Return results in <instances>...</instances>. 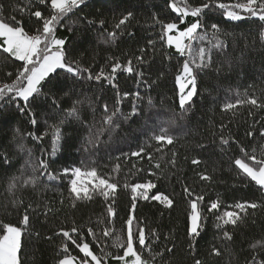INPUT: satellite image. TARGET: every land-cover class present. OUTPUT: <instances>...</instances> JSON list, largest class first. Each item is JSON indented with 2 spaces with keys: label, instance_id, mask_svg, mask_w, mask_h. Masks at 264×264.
I'll return each mask as SVG.
<instances>
[{
  "label": "trees",
  "instance_id": "16d2710c",
  "mask_svg": "<svg viewBox=\"0 0 264 264\" xmlns=\"http://www.w3.org/2000/svg\"><path fill=\"white\" fill-rule=\"evenodd\" d=\"M179 2L183 6L184 0ZM186 2L196 7L210 0ZM171 3L172 0L85 1L63 18L55 31L57 38L66 41L67 60L89 69L93 77L102 69L110 73L116 60L122 66L131 60L134 71L118 70L110 84L107 80L88 79V73L76 78L58 69L56 77L61 80L60 85L51 88V82L45 84L42 94L30 99L24 113L15 102L0 100V235L3 224L23 229L18 252L20 264H58L65 255L80 264L84 254L61 230L69 231L78 244L88 243L91 251L101 258V264H122L114 257L123 255L117 239L126 240L130 214L134 216V231L137 227L145 228L150 250H143L142 255L151 264H195L196 260L202 264H248L254 255L264 259V247H251L257 241L264 242V190L234 164L236 158L249 162L245 153L252 154L254 150L258 158L261 156L264 107L244 103L231 110L224 108L225 104L249 97L264 105L261 38L264 21L257 17L228 20L215 4L204 10L200 19L205 28L198 32L218 24L221 29L218 38L223 47L212 48L209 66L196 72V94L182 109L176 76L184 60L190 57L180 56L161 39L162 25L174 22L182 30L197 18L186 17L181 24ZM36 10L45 17L51 15L50 7L40 0H0V19L13 23L11 17H15L30 35L42 26V21L31 15ZM128 12L132 13L131 18L117 29L116 24ZM112 32L116 33L114 40L108 36ZM192 43L194 54L200 46L211 47L207 40ZM21 66L22 62L0 51V84L11 83ZM124 93L129 95L124 97ZM118 94L123 97L119 104ZM77 100L82 101L78 106L79 119H65L64 110ZM105 105L108 114L117 107L120 111L113 118L111 130L104 131L98 142L90 144L89 137L94 138L102 126ZM134 105L137 113L131 115ZM53 125H58L61 132L55 154ZM161 128L174 137V143L157 151L159 144L152 137ZM222 137L229 140L227 145L222 144ZM20 145L24 146L23 151ZM142 147L141 156L131 155ZM173 152L174 166L168 163ZM40 159L47 161V169L37 168ZM193 159L200 163L193 165ZM157 162L160 168L155 167ZM117 165L119 169L114 171ZM76 167L95 168L99 175L116 183L114 198L105 200L96 193L90 200L74 202L69 192L71 172L65 174L63 170ZM41 171L45 174L40 175ZM202 173L210 179L202 180ZM32 176L39 177L38 182L22 186ZM13 177L17 178L16 188L9 192ZM148 181L156 185L149 196L163 193L173 201L171 207L137 198L133 210L132 194L124 187L125 183ZM185 188L191 191V196L185 193ZM196 196L204 199L198 204L202 227L193 238L188 234V213L189 200ZM217 200L220 208L209 212L210 202ZM244 201L254 202L258 207L249 208L235 226L216 227L217 216L234 210L235 203ZM109 205L115 212L111 217L107 214ZM25 215L29 217L27 226L21 224ZM73 227L78 232L71 233ZM105 228L112 229L111 236L103 235ZM89 229L95 235H89ZM153 231L156 236L151 235ZM225 231L231 234L230 240L224 238ZM63 245H67V252ZM136 246L139 251L138 242ZM213 248L220 254H212ZM87 259L91 262L90 257Z\"/></svg>",
  "mask_w": 264,
  "mask_h": 264
},
{
  "label": "snow or ice",
  "instance_id": "6c2138e0",
  "mask_svg": "<svg viewBox=\"0 0 264 264\" xmlns=\"http://www.w3.org/2000/svg\"><path fill=\"white\" fill-rule=\"evenodd\" d=\"M40 3L47 4L51 9V15L45 17L41 11L36 10L32 12L31 15L36 17L39 21H42V26L36 30L35 34H28L22 23L16 21L15 17H11L13 23H8L3 19H0V51L7 54L10 57L15 58V60L22 62V66L17 69L15 73V79L11 83L0 84V100L8 99L9 102H15L17 109L24 113L28 109V104L30 99L34 98L36 95L42 94V89L45 84L51 82V88H56L60 85L61 80L56 77L58 69H63L66 74H70L73 77L79 78L82 73H88V79H95L97 81L107 80L110 84L115 80V76L118 70L123 69V71L131 73L134 71L132 61L130 60L126 66H122L118 60L112 64L110 73H105L102 69L100 73L96 74L94 77L87 68H81L75 61H68L64 50L66 41L64 39L57 38L55 36V31L57 26L62 22L63 18H66L69 13L79 6L84 4V0H40ZM212 4L218 10L222 11V15L231 21H242L246 17H257L260 21H264V0H237L234 3H224L220 0H210L209 3L202 4L200 6L191 7L184 0L183 6L180 5L179 0H172L170 4L171 9L177 14V18L181 24L184 23L186 17L197 18L195 22L190 23L187 27L182 30L178 28V24L174 22H169L162 25L163 35L161 39L164 40L169 47H174L176 52L180 56H188L190 59H185L182 65L180 74L176 76V83L179 86L180 96L179 103L182 109L185 108L186 104L191 101L192 97L196 94L197 78L196 72L203 70L208 67L211 62V50L212 48L220 49L223 47V41L219 40L218 33L221 31L218 24L213 23L208 29L203 33L198 32L199 29H204L205 25L201 21L200 17L203 15L204 10L208 9ZM24 11V9H20ZM132 13L128 12L123 16L119 22L116 24V28L119 29L124 25L129 18H131ZM103 23V21H101ZM211 32V36H209ZM109 38L114 40L116 33L112 32L108 34ZM261 38L264 39V31L261 32ZM207 40L211 47L206 48L200 46L195 54L193 53V41L203 42ZM215 40V43L212 41ZM150 44L153 42H149ZM137 60L142 59L137 57ZM9 76L12 73H8ZM113 87L115 85L113 84ZM51 90V89H50ZM129 94L124 93V97ZM123 97L118 94L117 104ZM23 102L21 105L20 102ZM55 103V100L53 101ZM82 101H74L73 105L69 109H65V119L75 118L79 119V108L78 106ZM248 103L256 107H264L259 101L254 97H249L247 100L237 99L236 102L228 103L224 105L225 110H231L241 105ZM149 104H151V99H149ZM120 109L117 107L111 114H108V106H104L105 115L102 118V126L97 131L95 137H89L88 143L92 144L99 141V136L104 131L111 130V126L114 124V117L119 113ZM137 108L134 105L132 108L131 115H136ZM29 114L30 110H29ZM62 120L60 123H63ZM32 123L35 124L36 121L33 119ZM53 154L59 144L61 139V132L58 125H53ZM261 134L264 135V129L261 130ZM33 135V134H29ZM249 136L252 135L251 132L248 133ZM34 139H39V137L33 136ZM159 144L157 151L162 150L166 145H172L174 143V137L167 134V130L164 128L160 129V133L152 137ZM222 144L227 145L229 140L226 138H221ZM20 150H24V146H19ZM244 152V149H241ZM144 153V148H140L138 152L131 153L132 156H141ZM173 159L168 163L175 165V155L173 152ZM246 159L249 162H245V159L236 158L234 161L235 166L252 182H254L259 189L264 190V146L261 148V156L258 158L255 155V150L252 154L245 153ZM148 159L152 160V155L148 154ZM200 161L198 159H193L192 164L198 165ZM48 163L44 159H40L37 168L47 169ZM156 168H160L159 162L155 164ZM119 169L117 165L115 170ZM35 170V169H34ZM64 173L67 174L71 172L70 180V196L73 201L77 200H90L93 194L98 193L102 195L105 200L109 198H114L117 191L118 185L116 183L110 182L99 175L97 169L88 168L81 169L76 167L73 169L65 168ZM45 172L41 171L40 175H44ZM49 178H53L49 174ZM202 180H209L210 177L206 174H200ZM16 177H13L12 182L9 184V192L16 188ZM39 177L32 176L25 179L22 186L25 185H35L38 182ZM124 187L130 189L132 198V208L136 207L137 198L144 200H154L159 201L166 207H171L173 201L163 193H156L155 195L149 196L152 189L156 187L151 181L145 183L128 184L125 183ZM188 196L192 193L188 188L184 189ZM204 199L203 196H196L195 199L189 200L190 211L188 213V234L189 236L195 238L200 234V228L202 227V212L198 207L200 201ZM258 205L254 202H237L232 208L234 210L224 211L222 215L217 216L216 219L218 223L217 228H223L226 225L235 226L238 222L242 220V214H247L249 208L256 209ZM220 208V202L212 201L208 206L209 212H214ZM107 214L109 217L115 214L114 209L111 205L107 208ZM134 216L129 215L126 221L127 225V236L124 242H120L117 239V243L123 250V255L114 257L115 259L122 262V264H151V261L144 259L142 252L145 249H149L146 244L147 236L144 227H137L135 231L133 230ZM29 223V217L25 215L21 221V224L27 226ZM3 234L0 235V264H20L18 258V252L21 249V236L23 229L21 227L14 226L12 224L2 225ZM64 237L72 241L73 244L79 248V251L84 254V259L80 261V264H90L87 259L91 258V262L94 264H101V258L96 256L90 249L88 243H77L76 240L72 239L69 231L61 230ZM71 233L78 232V229L73 227ZM89 235H95L92 229L88 230ZM105 237L112 235V229L105 228L103 231ZM153 236H156L155 231L152 232ZM225 239L230 240L231 234L225 231L223 233ZM158 238V237H157ZM139 246V251L137 250V244ZM258 245L264 247V242L257 241L251 247L255 249ZM64 251L67 252V245L62 246ZM192 245H190V248ZM150 250V249H149ZM171 251V249H167ZM212 254L219 255L218 249L213 248ZM157 255H160L159 253ZM75 258L65 255L59 260L58 264H74ZM195 264H202L201 260H196ZM248 264H264V259H258L255 255Z\"/></svg>",
  "mask_w": 264,
  "mask_h": 264
},
{
  "label": "rangeland",
  "instance_id": "374dc122",
  "mask_svg": "<svg viewBox=\"0 0 264 264\" xmlns=\"http://www.w3.org/2000/svg\"><path fill=\"white\" fill-rule=\"evenodd\" d=\"M85 1H87V0H84V2H85ZM177 86H178V85H177ZM178 90H179V86H178ZM179 93H180V91H179ZM74 264H77V263H76V262H74ZM90 264H92V263L90 262Z\"/></svg>",
  "mask_w": 264,
  "mask_h": 264
}]
</instances>
